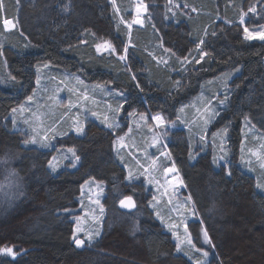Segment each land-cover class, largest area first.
I'll use <instances>...</instances> for the list:
<instances>
[{
    "label": "trees",
    "instance_id": "trees-1",
    "mask_svg": "<svg viewBox=\"0 0 264 264\" xmlns=\"http://www.w3.org/2000/svg\"><path fill=\"white\" fill-rule=\"evenodd\" d=\"M178 1L196 14L177 11L175 17H162L157 13L166 0H144L153 16L145 27L130 31L133 46L126 65L96 50L99 42L117 49L128 39V29L108 0H0V155H19L14 166L22 181L21 197L0 209V246L14 245L18 255L0 256V264H190L154 216L144 184L126 179L114 157L111 129L90 119L84 135L57 138V146L74 147L80 161L75 169L55 174L47 167L49 150L21 145L22 130L11 128L8 114L31 95L37 68L45 63L56 74L60 69L106 84L124 95L128 108L169 120L215 77H229L230 95L213 127L227 128L230 164L214 168L210 151L190 162L183 129L170 132L167 146L214 245L215 256L206 264H264V195L237 160L242 120L248 118L264 133V41L245 39L239 22L246 14L245 26L263 24L264 0ZM252 6L255 13L249 11ZM3 18H14L15 28L5 30ZM157 37L175 56L168 65H155L147 54ZM197 44L193 61L177 71L175 58L186 57ZM201 53L207 55L202 59ZM90 178L105 184L106 214L101 235L77 248L73 221L65 211L77 207L81 185ZM125 196L134 198V210L119 207ZM214 208H221L222 220ZM199 223H188L194 242Z\"/></svg>",
    "mask_w": 264,
    "mask_h": 264
},
{
    "label": "rangeland",
    "instance_id": "rangeland-1",
    "mask_svg": "<svg viewBox=\"0 0 264 264\" xmlns=\"http://www.w3.org/2000/svg\"><path fill=\"white\" fill-rule=\"evenodd\" d=\"M108 1L117 10L119 22L128 29V39L125 45L117 49L111 44L115 52L103 48L98 51L97 46L96 50L98 53H112L119 59L121 56H126V59L120 60L127 65L130 48L133 46L130 31L133 28L145 27L149 17L153 16V12L148 13L144 0H121V4H124L123 11L118 5L119 0ZM140 3L145 6L146 10L138 8ZM261 4L264 8V1ZM177 11L187 16L196 14V10L186 3L178 0H166L163 10H158L157 15L163 17L165 13H168L170 17H175ZM166 14L165 16H167ZM127 15L129 18H126ZM246 17L247 15L243 14V23H241V18L239 19L243 27V34L245 27L250 31L264 30V23L253 27L245 26ZM137 19H139V23H137ZM149 29L157 33L155 27L151 26ZM104 43L99 42L97 45ZM125 49H127L126 52ZM198 50L196 45L186 57H176V62L180 65L176 70H184L198 54ZM146 51L154 64L159 66L170 64L172 58L175 57L163 46L158 37L152 40ZM53 70L48 63L38 66L35 86L31 95L28 96L32 99L29 100L26 97L12 108V110L16 109L15 112L11 110L8 114L11 128L22 130L19 133L22 136L21 145L25 148L34 147L49 150L51 153L47 167L51 173L55 174L63 168L75 169L80 161V159H76L78 156L75 148L58 147L57 138L70 133L78 136L84 135L90 119L104 127H107V123L117 125L107 128L114 133V157L125 169L126 179L144 184L149 207L175 242L176 252L183 254L190 264H197V262L206 264L211 257L215 256L214 245L212 241L210 244L204 242L203 230H206L205 226L193 207L192 199L191 203L188 202L190 195L184 181L181 185L177 179L178 177L179 180H183L168 149L167 140H169L168 135L172 130L183 129L188 142L190 162L195 161L199 154L210 151L214 168L230 164L232 160L229 156L227 131H225L227 128L224 125L213 127L227 104L230 95V78L224 74L215 77L209 82L207 88L200 89L187 103L177 109L175 119L169 120L159 113L138 112L128 108L124 95L106 84L87 82L76 73L57 69L62 71L59 75ZM176 70L175 72H177ZM60 112L59 118L53 122L54 116ZM156 115L163 118V124H158L152 119ZM79 125L84 127L82 134L75 131ZM241 133L242 140L237 156L239 166L254 177L256 189L264 195V133L249 122L248 118L242 120ZM69 149L75 151V156ZM220 157H224V159H220ZM18 158V154L11 152L0 155V209L14 203L18 196V198L21 197L22 181L14 166ZM173 166H175V172L166 171ZM130 175L131 179H129ZM105 190V184L102 181L91 178L86 180L81 185L77 207L65 211L70 214L73 221V233L76 229H80L79 232H76V238L85 241L83 246L90 245L102 233L106 214L103 203ZM213 212H216L215 216L218 220H222V217H219L222 212L221 208H214ZM193 220L200 221L197 242H194V236L188 224ZM217 226L219 230L225 229L221 225ZM97 232H99L98 236L95 235ZM90 234L94 236L91 243L88 242ZM189 238L192 239L194 246L187 243ZM236 241L239 243L238 240ZM73 242L75 245L74 239ZM135 243L138 242L135 241ZM177 244H180L179 250ZM14 250L16 251L15 246ZM205 252L208 253L207 256L204 255ZM0 256L7 255L0 254ZM256 262L262 264L258 260ZM245 264H250V260H245Z\"/></svg>",
    "mask_w": 264,
    "mask_h": 264
},
{
    "label": "snow or ice",
    "instance_id": "snow-or-ice-1",
    "mask_svg": "<svg viewBox=\"0 0 264 264\" xmlns=\"http://www.w3.org/2000/svg\"><path fill=\"white\" fill-rule=\"evenodd\" d=\"M138 8H145V6L140 3L138 4ZM250 12H255V8H250L249 9ZM139 19H137V23H139ZM4 23V26L5 28H10V27H15V24L12 22V21H9L7 19H5L3 21ZM241 23H243V14H242V17H241ZM244 37L245 39L247 40H253V39H259V40H264V30H260V31H256V30H252L250 31L247 27L244 28ZM201 43H203V41H201ZM200 47V44H197V48ZM101 48H103L104 50H108V51H112V52H115V49L112 47L111 43L109 42H105L103 45H97V50H101ZM127 51V49H125V52ZM207 55V53H201V58L203 59V57ZM121 60H124L126 59V56H121L120 57ZM200 61H197V63H199ZM133 79H135V77H133ZM137 87H139V85H137ZM29 100L32 99V97H28ZM13 112L16 111V109H13L12 110ZM212 115H215V114H212ZM153 120L157 121L158 124H163L164 121H163V118L159 115H156V116H153L152 117ZM105 121H107V118H105ZM207 123V121H206ZM117 125H114L112 123H107V127L109 128H113V127H116ZM75 131L78 133V134H82L84 132V127L83 125H79L78 127H76ZM225 131H227V129H225ZM33 143L35 142L34 140L32 141ZM25 143H28V141H25ZM70 152L73 153V156H75V151L73 149H69ZM76 159H79V157H76ZM220 159H224V157H220ZM214 163H216V161L214 160ZM166 171L168 172H175L176 169H175V166H173V168L171 169H167ZM13 175H15V173H12ZM230 174V173H229ZM129 179H131V175L129 176ZM179 183L182 185L183 184V180H179V178L177 177ZM188 202L191 203V196L188 197ZM120 205L121 207H124V208H134L135 207V202L133 201V198L131 196H125L122 200H120ZM101 211H103V209H101ZM80 229H76V231L73 233V239L75 241V245L77 248H81L84 244H85V241L82 240V239H79V238H76V232H79ZM96 236L99 235V232H97L95 234ZM175 235V233H174ZM203 238H204V242L206 244H210L211 243V240L208 236V232L207 230H203ZM94 239V236L93 235H89L88 236V242L91 243V241ZM187 243L191 246H194L193 245V242H192V239L189 238L187 240ZM177 249L179 250L180 249V244H177ZM0 254H4V255H7V256H11L13 258H15L18 254L17 252L14 250V246H3V247H0ZM205 256L208 255L207 252L204 253ZM197 264H200V262H197Z\"/></svg>",
    "mask_w": 264,
    "mask_h": 264
},
{
    "label": "crops",
    "instance_id": "crops-1",
    "mask_svg": "<svg viewBox=\"0 0 264 264\" xmlns=\"http://www.w3.org/2000/svg\"><path fill=\"white\" fill-rule=\"evenodd\" d=\"M5 19H7V20H9V21H12L14 24H15V26H16V21H15V19L14 18H3V20H2V25H4V23H3V21L5 20ZM3 28H4V26H3ZM15 27H13L12 29H14ZM5 29V28H4ZM12 29H10V30H12ZM6 30V29H5ZM8 31V30H7Z\"/></svg>",
    "mask_w": 264,
    "mask_h": 264
},
{
    "label": "water",
    "instance_id": "water-1",
    "mask_svg": "<svg viewBox=\"0 0 264 264\" xmlns=\"http://www.w3.org/2000/svg\"><path fill=\"white\" fill-rule=\"evenodd\" d=\"M131 197H132V196H131ZM123 198H124V197H123ZM123 198H122V199H123ZM132 198H133V197H132ZM122 199H121V200H122ZM133 201H134V199H133ZM134 202H135V201H134ZM119 207H120L121 209H123V210H127V211L134 210V208H135V207H134V208H124V207H121V205H120V201H119Z\"/></svg>",
    "mask_w": 264,
    "mask_h": 264
},
{
    "label": "flooded vegetation",
    "instance_id": "flooded-vegetation-1",
    "mask_svg": "<svg viewBox=\"0 0 264 264\" xmlns=\"http://www.w3.org/2000/svg\"><path fill=\"white\" fill-rule=\"evenodd\" d=\"M134 199V198H133ZM135 201V200H134ZM135 205H136V203H135ZM135 209V208H134Z\"/></svg>",
    "mask_w": 264,
    "mask_h": 264
}]
</instances>
